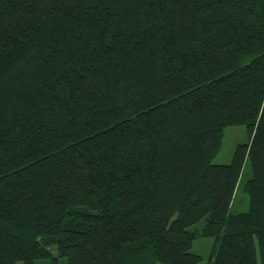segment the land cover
<instances>
[{
	"label": "trees",
	"instance_id": "1",
	"mask_svg": "<svg viewBox=\"0 0 264 264\" xmlns=\"http://www.w3.org/2000/svg\"><path fill=\"white\" fill-rule=\"evenodd\" d=\"M201 238L264 264V0H0V264H197Z\"/></svg>",
	"mask_w": 264,
	"mask_h": 264
},
{
	"label": "rangeland",
	"instance_id": "2",
	"mask_svg": "<svg viewBox=\"0 0 264 264\" xmlns=\"http://www.w3.org/2000/svg\"><path fill=\"white\" fill-rule=\"evenodd\" d=\"M246 141L245 127L232 126L224 129L221 149L219 153L213 158L214 164H228L231 161L235 147L238 144ZM247 177V169L242 170L240 180L238 181L234 197L230 205V211L232 213H241L248 210V198L247 194L243 190V182ZM203 226V220H200L196 224L188 227V230H200ZM212 238H201L194 241L192 251L197 253L201 259L197 264H206L211 252ZM34 264H49L48 259H36ZM59 264H66L64 258L59 259ZM155 264H163L156 262Z\"/></svg>",
	"mask_w": 264,
	"mask_h": 264
}]
</instances>
